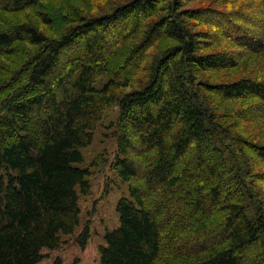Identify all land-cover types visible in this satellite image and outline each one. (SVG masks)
I'll return each mask as SVG.
<instances>
[{"label": "trees", "instance_id": "16d2710c", "mask_svg": "<svg viewBox=\"0 0 264 264\" xmlns=\"http://www.w3.org/2000/svg\"><path fill=\"white\" fill-rule=\"evenodd\" d=\"M255 16L264 0H0V264L76 232L112 107L129 196L100 264H264V26H231Z\"/></svg>", "mask_w": 264, "mask_h": 264}, {"label": "rangeland", "instance_id": "374dc122", "mask_svg": "<svg viewBox=\"0 0 264 264\" xmlns=\"http://www.w3.org/2000/svg\"><path fill=\"white\" fill-rule=\"evenodd\" d=\"M191 5L193 7L201 5L202 7L205 4L194 1ZM235 10H237V7ZM217 17L221 19V22L227 19L222 16ZM239 18L231 17V26H235L245 36H254L257 29L264 26V17L261 16H255L250 24ZM229 34L236 35L232 32ZM117 115L118 107H112L106 111L103 120L97 127L95 140L84 149L85 166L91 170L92 188L89 195L82 196L80 199V226L73 235L64 236L61 245L57 249H45L43 251L44 258L36 264H54L56 261L61 264H100V247L105 244V233L107 230L118 226L117 201L122 196H129V183L121 180L112 167V163L117 156V139L114 135L115 128H113ZM230 116L227 115V117ZM255 125H257V122H255ZM258 164L256 171L263 172L264 163L260 162ZM261 179L256 178L258 182H256L257 186L255 187L264 196V189L260 188V184L264 187V181ZM259 192L256 195H259ZM188 213L190 214L191 211ZM87 228L89 238L86 246L83 247L79 240ZM165 252L167 253L163 250L164 255Z\"/></svg>", "mask_w": 264, "mask_h": 264}]
</instances>
